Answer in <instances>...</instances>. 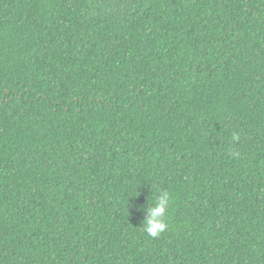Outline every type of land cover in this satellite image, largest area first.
<instances>
[{"label":"trees","instance_id":"1","mask_svg":"<svg viewBox=\"0 0 264 264\" xmlns=\"http://www.w3.org/2000/svg\"><path fill=\"white\" fill-rule=\"evenodd\" d=\"M0 264H264V0H0Z\"/></svg>","mask_w":264,"mask_h":264},{"label":"clouds","instance_id":"2","mask_svg":"<svg viewBox=\"0 0 264 264\" xmlns=\"http://www.w3.org/2000/svg\"><path fill=\"white\" fill-rule=\"evenodd\" d=\"M233 139H238L233 136ZM170 202V194L167 190L161 191L156 197V204L154 207L149 208V216L144 222V231L151 237H158L165 231L167 225L165 223L166 209Z\"/></svg>","mask_w":264,"mask_h":264}]
</instances>
